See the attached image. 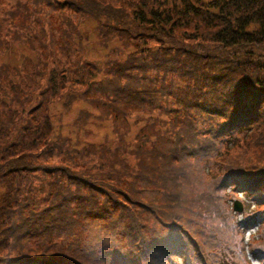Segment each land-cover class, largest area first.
I'll return each mask as SVG.
<instances>
[{
    "label": "trees",
    "instance_id": "1",
    "mask_svg": "<svg viewBox=\"0 0 264 264\" xmlns=\"http://www.w3.org/2000/svg\"><path fill=\"white\" fill-rule=\"evenodd\" d=\"M26 1L42 28L40 38L28 35L35 58L23 57L37 79L0 62V264H60L56 255L76 258L84 240L91 254L78 264L99 252L108 264H161L165 253L186 257L183 237L197 264H214L202 250L217 256L222 246L206 228L198 233L174 211L169 216L171 206L196 215L194 179L206 191L241 196L244 217L230 225L247 241L245 229L264 215V0ZM53 2L65 43L45 17ZM86 19L98 24L102 64L78 56L91 38L76 28ZM9 21L8 13L0 19L6 40L23 33L11 24L5 33ZM52 27L58 57L49 54L41 69ZM79 103L86 119L74 121L78 134L98 120L110 121L115 137L78 139L62 122L56 134L53 107L69 112ZM141 115L133 139L129 119ZM163 218L175 228L171 238H147L145 223ZM59 243L66 253H56ZM241 253L252 264L249 250Z\"/></svg>",
    "mask_w": 264,
    "mask_h": 264
},
{
    "label": "rangeland",
    "instance_id": "2",
    "mask_svg": "<svg viewBox=\"0 0 264 264\" xmlns=\"http://www.w3.org/2000/svg\"><path fill=\"white\" fill-rule=\"evenodd\" d=\"M25 0H0V19L6 14H9V23L4 25L3 31L6 33L9 29L10 24L11 25H18L22 28V34L15 35L14 37H11L10 39L6 40L3 35L0 36V62L5 64H10L12 67H14V70H20L22 69L24 73L25 79H30L33 83L37 79L36 73H32V75H29L27 71H24V65H23V57L28 56L32 59L35 58L34 53L32 52V43L28 39V35L32 34L36 38H40L42 34V28L37 29L32 22L31 17L29 16L32 12V4L28 1L25 2ZM40 3H44L45 0H38ZM211 1V0H208ZM24 8V10H23ZM59 7L58 4L53 2L50 7H48V13L46 19L49 21H53L58 25V29H60V37L62 39V43H65V40L67 39L66 35L64 34V28L62 26L64 22V18L61 13H59ZM87 20V19H86ZM24 28L28 29V31H24ZM76 28L81 31L83 34H91L90 40L85 44L86 50L79 46L80 53L79 58L81 59V55H85L86 57L94 62H97L98 64H102L105 60V49L103 50L101 47L97 44V35H98V24L93 20H87L83 22L79 28V24H77ZM55 35V29L52 27V33L46 34L47 39L45 40V43L51 48H49V53L47 52V49L44 48L43 52H46V55L43 56V59L41 61V69H43L44 64L46 60L49 59V54L52 53L53 58L58 57V51L55 50V46L57 45L56 42H52V37ZM32 38V37H31ZM86 52V53H85ZM51 58V60L53 59ZM28 66L30 69L33 68V64L28 61ZM20 80V79H19ZM24 86V83L29 84L27 81L21 82ZM27 88V87H26ZM94 94H97V92L93 91ZM82 103H79L77 105H73V108L67 112L64 110L62 105H56L53 107V122L55 125V131L56 134L58 132V129L61 130L59 127L61 126V122L63 124H70L71 127L64 126V134H69L73 137H82L83 140H90L94 143H100L104 141L107 137L112 139L115 137L114 128L110 121L107 122H100L98 120L93 122V125H91V121H89L88 125L86 126V130H80L78 134V127L73 126L74 121H77L79 124H83L86 117L85 115L80 114V110H77L80 108ZM88 104H86V107ZM61 112V116H59L58 119V112ZM121 111V110H120ZM121 116H125L124 112H120ZM146 119V116H134L133 118L129 119L130 128L132 131V137L136 136L137 131L144 126V121ZM122 120V119H121ZM138 120V122H137ZM141 122V123H139ZM57 127V128H56ZM125 130V129H124ZM85 131H89V133L92 134L89 138L85 137ZM72 133V134H71ZM54 152L58 155L60 154L58 152V146L54 150ZM50 155V153H47V156ZM48 158V157H47ZM148 168L154 167L157 168L155 165L148 164ZM198 179H194L195 189L194 192L197 195V199L194 203V206L196 207V215L185 212L183 210L178 209V207L171 206L169 209V216L171 212H175L177 216H182L184 222H188L191 226V228L198 233L202 232L203 228H206V230L210 233L213 240L215 242H219V244L222 246V254H219L215 256L213 253H211L210 249L205 246L202 251H204L207 254H209V258L214 259V264H220V260L223 258L224 255L228 254L229 252H234L235 256L229 258L228 257V264H245L242 261V253L241 250L246 248L250 252L251 260L253 261V264H263L264 261V215H261L262 217L259 219V221L256 223V225L252 226L251 228L245 229V232L247 234V241L242 242L241 239L235 234L233 228L230 225L231 221H238L241 216L244 217L242 213H236L233 210V198H236L234 196V193L231 191H227V195H223L222 190H212V191H206V188L203 186H198L197 184ZM55 184H50V186L47 187L46 192L48 193V190L51 189ZM225 191V190H224ZM47 201H49L48 196H46V193L43 195L41 194L39 197V202L45 204ZM100 202H104V199L102 198ZM264 207H260V209H263ZM254 210H257V208H254ZM158 217V216H156ZM159 218V217H158ZM161 223L156 224L153 220H149L146 225L145 231H148V234H145V236L149 239L151 238H158L160 240H169L172 235V229H175L173 227H169L166 223L169 219H160ZM112 224H115V220H111ZM104 226V225H103ZM106 227V226H105ZM255 232L249 233L251 230H254ZM209 238V235L207 234L205 236V240ZM184 242V247L189 251V253L186 255V257L182 260H180V264H197L196 261V254L195 249L189 245V243L185 240L183 237L180 239V242ZM84 250L81 253H77L73 255V257L76 258H59L56 255L57 261H59L60 264H78L81 262L82 259H86L91 254V245L89 243V240H84ZM57 254L63 252L66 253L62 249V244L59 243L58 249L55 250ZM211 253V254H210ZM176 254V253H175ZM172 252L165 253L161 259V264H174L175 260H172ZM88 264H106L105 256L102 255V252L98 253V255L94 256L90 260L87 259ZM133 261H131L132 263ZM210 264H213L212 261Z\"/></svg>",
    "mask_w": 264,
    "mask_h": 264
},
{
    "label": "water",
    "instance_id": "3",
    "mask_svg": "<svg viewBox=\"0 0 264 264\" xmlns=\"http://www.w3.org/2000/svg\"><path fill=\"white\" fill-rule=\"evenodd\" d=\"M235 210L238 211V212H242L243 211L242 206L239 203H235Z\"/></svg>",
    "mask_w": 264,
    "mask_h": 264
}]
</instances>
